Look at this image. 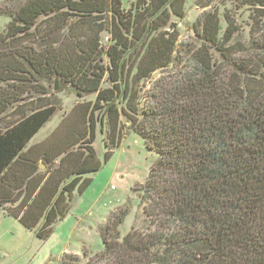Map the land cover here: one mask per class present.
<instances>
[{"label":"trees","instance_id":"trees-1","mask_svg":"<svg viewBox=\"0 0 264 264\" xmlns=\"http://www.w3.org/2000/svg\"><path fill=\"white\" fill-rule=\"evenodd\" d=\"M186 2L0 5L9 19L0 32V117L11 106L18 113L0 119L5 216L47 240L73 194L102 169L98 133L107 162L126 128L157 159L137 190L141 225L122 237L130 207L111 213L95 264H264V0H230L234 10L222 14L223 0H195L204 11L193 42L180 43ZM241 9L249 13L246 38ZM54 79L94 101L74 106L30 145L55 114L40 84ZM29 100L39 104L24 111Z\"/></svg>","mask_w":264,"mask_h":264},{"label":"rangeland","instance_id":"rangeland-1","mask_svg":"<svg viewBox=\"0 0 264 264\" xmlns=\"http://www.w3.org/2000/svg\"><path fill=\"white\" fill-rule=\"evenodd\" d=\"M24 1L0 0V5ZM194 1L187 0L185 17L176 21L180 43L192 41L193 24L204 11L195 6ZM228 9L234 10V4H231L230 0H223L222 7L219 8L220 14ZM239 13V21L246 38L245 30L248 27L247 22H250L249 13L244 9L239 10ZM8 21L7 17L0 16V32ZM100 38L105 45V34H101ZM160 76L161 73L157 72L152 78L158 79ZM40 84L49 88L56 111L50 121L32 138L30 145L44 141L74 106L94 101V96L78 97L71 87L66 84L62 86V82L57 79ZM61 88L63 90H60ZM29 102L32 105H28L24 111L39 104L36 100H29L23 107ZM12 112L16 113L15 106L9 107L0 119L5 123L17 118L18 113L15 115L11 114ZM104 137L105 135L98 133L94 142L102 169L89 177L92 181L87 190L82 194H73L69 212L62 221L53 226V233L47 240H39L33 232L25 230L0 210V264H95L97 259L93 256L103 249L99 228L111 220V213L119 212L124 206L130 207L123 225L118 228L122 237L134 222L141 225L142 211L139 208L137 190L144 184L148 168L157 156L147 151L144 142L125 128L122 131V140L120 135L119 147L107 162H103L106 151ZM41 169L44 167L41 166Z\"/></svg>","mask_w":264,"mask_h":264},{"label":"water","instance_id":"water-1","mask_svg":"<svg viewBox=\"0 0 264 264\" xmlns=\"http://www.w3.org/2000/svg\"><path fill=\"white\" fill-rule=\"evenodd\" d=\"M55 84H56V81H55Z\"/></svg>","mask_w":264,"mask_h":264}]
</instances>
